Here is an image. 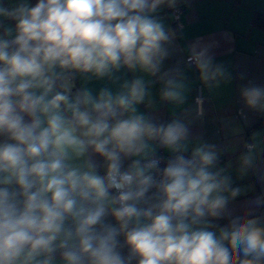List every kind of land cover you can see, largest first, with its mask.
Instances as JSON below:
<instances>
[{"label":"clouds","instance_id":"clouds-1","mask_svg":"<svg viewBox=\"0 0 264 264\" xmlns=\"http://www.w3.org/2000/svg\"><path fill=\"white\" fill-rule=\"evenodd\" d=\"M177 4L0 0V264H264V195L233 215L244 190L217 146L139 108L152 78L185 101L180 69H163L175 31L160 12ZM211 47L187 57L205 83L225 75ZM241 97L264 113V86ZM243 147L240 174L264 181V132Z\"/></svg>","mask_w":264,"mask_h":264},{"label":"crops","instance_id":"crops-1","mask_svg":"<svg viewBox=\"0 0 264 264\" xmlns=\"http://www.w3.org/2000/svg\"><path fill=\"white\" fill-rule=\"evenodd\" d=\"M177 6H183L181 28L172 24L169 13L162 17L175 31L171 55L164 61L163 69H180L187 86L185 101H163L162 82L152 78L153 103L139 108L159 122L182 118L189 124L193 142L200 140L217 146L220 166L232 176L233 186L244 190L229 204L233 215H241L254 207L250 201L264 195L261 171L250 170L246 175L239 172L244 143L251 141L254 132H264V113L248 109L241 97L243 87L264 86V0H178ZM197 41L202 46H212L210 54L214 64L223 67L224 76L205 83L195 65L186 61L189 46ZM106 84L115 87L107 81H93L90 87L98 90ZM255 214H264V207L255 209ZM218 223L224 225L227 220Z\"/></svg>","mask_w":264,"mask_h":264},{"label":"built area","instance_id":"built-area-1","mask_svg":"<svg viewBox=\"0 0 264 264\" xmlns=\"http://www.w3.org/2000/svg\"><path fill=\"white\" fill-rule=\"evenodd\" d=\"M182 12H183V6H177L175 9L164 8L160 12V16L164 17L167 13H169L172 24H174L177 28H181L182 27V20H181ZM186 61H187V58H186ZM198 98H201V96L198 95ZM159 153L161 155H167L164 149H159Z\"/></svg>","mask_w":264,"mask_h":264},{"label":"trees","instance_id":"trees-1","mask_svg":"<svg viewBox=\"0 0 264 264\" xmlns=\"http://www.w3.org/2000/svg\"><path fill=\"white\" fill-rule=\"evenodd\" d=\"M257 18H256V20L259 18V16H256Z\"/></svg>","mask_w":264,"mask_h":264}]
</instances>
